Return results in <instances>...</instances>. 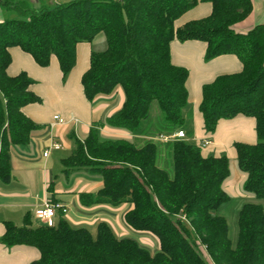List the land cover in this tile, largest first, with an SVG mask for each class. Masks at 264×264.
I'll use <instances>...</instances> for the list:
<instances>
[{"label":"trees","instance_id":"1","mask_svg":"<svg viewBox=\"0 0 264 264\" xmlns=\"http://www.w3.org/2000/svg\"><path fill=\"white\" fill-rule=\"evenodd\" d=\"M200 2L211 4L207 16L175 25ZM251 10V0H69L38 7L27 0H0V180L11 178L10 147L26 144L39 127L22 107L42 103L29 89L34 80L25 71L7 74L9 48L18 47L40 67L55 56L64 82L76 62V44L87 42L89 66L80 77L84 96L92 102L120 88V107L101 124L131 137L102 138L90 127L82 139H74L72 153L61 160V172L97 173L101 187L81 192L80 202L129 204L126 225L151 234L158 250L152 254L135 240L116 236L104 221L92 235L62 217L48 226L33 225L28 215L22 225L4 221L0 243L37 249V259L29 264H209L196 242L212 264H264L262 206L240 207L232 247L226 219L216 212L229 199L224 189L229 159L204 156L202 143L193 141L188 71L170 60L172 40H198L205 43V61L232 54L241 62L239 72L202 85L198 110L208 133L220 119H254L256 142H234L233 147L244 174L243 190L264 198V23L246 32L232 28ZM98 35L105 48L96 51L92 46ZM153 103L161 113L156 130L151 127ZM177 130L184 131V139H158ZM158 142L170 147L171 174L157 165Z\"/></svg>","mask_w":264,"mask_h":264},{"label":"crops","instance_id":"2","mask_svg":"<svg viewBox=\"0 0 264 264\" xmlns=\"http://www.w3.org/2000/svg\"><path fill=\"white\" fill-rule=\"evenodd\" d=\"M54 2L60 1L52 0L50 3ZM251 2L250 14L232 25L235 32H246L253 26L264 23V0H251ZM210 11L209 2H200L182 14L175 21V25L179 26L186 21L207 16ZM102 41H104L103 36L98 35L94 43ZM204 51L205 43L202 41L172 40L170 42L172 64L182 66L188 71L185 86L188 101L193 107L192 139L197 144L208 140V143L201 148L204 156H218L226 152L224 155L228 159L235 160L234 142L248 144L256 142L254 119L244 115L220 119L214 132L208 133L203 128V119L198 106L203 84L211 82L218 75L239 72L242 64L232 54H222L205 61ZM9 53L11 62L6 69L7 74L15 75L25 71L34 80L29 89L41 97L42 103H28L22 107V111L33 122L39 124V127L32 131L26 144L10 147L11 178L8 182L0 180V236L4 231V221L22 225L24 217L28 215L33 225L40 224L41 221L33 216L34 210L43 207L45 201H58L65 206L66 213L62 215L56 212L52 218V225L62 217L72 227H84L90 231L96 230L99 221H104L118 237L129 236L130 231L144 235L140 238L141 242L153 237L149 233L135 231L126 225L124 213L129 209V204L88 206L80 202L81 192H95L101 187L100 176H91V172L84 170H76L68 175L61 172V160L73 151L71 143L64 138L66 135L74 139H82L90 127H95L102 138L131 137L124 131L101 124L106 116L120 107L123 99L120 88L109 95L98 96L92 102L84 96L80 77L89 66L90 44L87 42L76 44V62L64 82L61 80V72L55 56L50 57L48 66L40 67L29 54L18 47H10ZM54 115H59L62 122L55 121ZM79 134H82V137H78ZM52 139L60 144V148L50 149L47 156H44L43 153ZM59 174L65 180L59 178ZM243 180L244 175L234 169V174L225 180L224 189L231 190L235 187L239 192L240 182ZM37 257L38 251L32 246L6 247L0 243V264H29Z\"/></svg>","mask_w":264,"mask_h":264},{"label":"rangeland","instance_id":"3","mask_svg":"<svg viewBox=\"0 0 264 264\" xmlns=\"http://www.w3.org/2000/svg\"><path fill=\"white\" fill-rule=\"evenodd\" d=\"M30 2L34 7H38L41 4H49L52 0H27ZM57 1V0H55ZM60 2H65L69 0H58ZM3 15H9V16H15L16 14L13 13H7L4 12ZM93 49L96 51L102 50L105 48V41H102L101 43H94L93 44ZM190 108H191V118H190V128L192 129V132L194 130V125H193V107L192 103L189 102ZM160 121H161V113L156 105V103L152 104L151 107V127L153 129H158L160 127ZM194 134V132H193ZM78 137H82V134H79ZM66 141H69L71 143L72 148L74 147V138L71 136L66 135L64 137ZM226 154V152H224ZM157 165L163 169H165L168 173H172V156H171V150L168 145L162 142H158V155H157ZM61 168V167H60ZM234 169L242 173L237 167L235 160L232 158H229V177H231L234 174ZM60 170V169H59ZM91 176H99L97 173L91 172ZM243 174V173H242ZM244 175V174H243ZM59 178L62 180H65L64 177H62L59 174ZM226 190V189H225ZM229 199L223 202L217 209V213L219 215H222L226 219L227 223V234L228 238L230 239L232 247L235 246L236 239H237V216H238V211L240 207L244 203H257L262 206L263 212H264V198H257L255 197L252 193L246 192L242 188V182H240L239 186V192L234 188L231 190H226ZM44 225H48L45 222H41ZM50 226V225H48ZM92 235H95V229L90 230ZM144 235H139L138 233H134L133 231H130L129 236H126L128 238H131L135 240L139 245L147 248V250L150 253H155L158 250V244L156 239H153V237H148L150 238L149 240H146V242H141L140 238L143 237ZM196 246L198 247L200 254L202 258L209 262V264H212L211 260L209 259L208 255L206 254L205 250L202 249L201 245L198 244V242L195 243Z\"/></svg>","mask_w":264,"mask_h":264},{"label":"built area","instance_id":"4","mask_svg":"<svg viewBox=\"0 0 264 264\" xmlns=\"http://www.w3.org/2000/svg\"><path fill=\"white\" fill-rule=\"evenodd\" d=\"M53 119L59 123L62 122V118L59 115H54ZM184 138H185V133L182 130H177L168 135L158 136V139L162 141L184 139ZM207 143L208 140H205L204 142H202V146H205ZM59 148H60V144L56 140L52 139L43 154L44 156H47L50 149H59ZM56 212H60L62 215H64L66 213L65 206L58 201H54V202L45 201L43 207L34 210L33 216L36 219H39L41 222H45L48 225L52 226L53 224L52 218L54 217Z\"/></svg>","mask_w":264,"mask_h":264}]
</instances>
